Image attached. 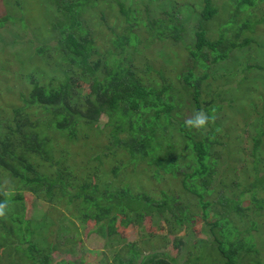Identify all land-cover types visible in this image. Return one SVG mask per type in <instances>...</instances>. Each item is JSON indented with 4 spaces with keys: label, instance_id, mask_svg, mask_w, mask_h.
Masks as SVG:
<instances>
[{
    "label": "rangeland",
    "instance_id": "374dc122",
    "mask_svg": "<svg viewBox=\"0 0 264 264\" xmlns=\"http://www.w3.org/2000/svg\"><path fill=\"white\" fill-rule=\"evenodd\" d=\"M118 1L130 8L134 18L130 26L131 31L137 35V43L131 41L126 46L132 66L137 76L152 84L171 83L177 86L182 82L177 77L182 76L186 68L193 64L187 46L193 42L198 26L202 24L207 29V37L215 40L220 33L219 27L228 26L225 23L228 18L234 19L236 23L246 20L243 11L238 9L237 2L242 0H211L217 8V14L211 21L202 23L203 0ZM253 1L258 3L257 6H245L247 12L252 13L248 19L255 22L261 18L263 22H257L250 31L243 33L244 37L251 40L250 45L236 49L222 62L210 64L206 71L209 78L201 86L204 90V93L203 90L201 92V102H208L217 93V97L220 96L215 100L217 108L211 112L214 122L202 131V136L212 143L210 157L205 160L208 167L206 175L194 174V177H190L197 167L196 159L191 150H182L184 144L178 133L177 121L185 122L195 112V106L192 97L185 90L179 89L176 94V98L179 97L177 104L180 105L181 100L185 104L179 108L174 107L171 112L172 121L161 124V129H158L162 136L161 146L164 148L160 156L166 157L164 167L150 163L157 158V152L137 163L118 149L108 158L100 157V163L93 160L85 165L86 152H82L80 142L111 145L107 138L110 128L106 125L108 121L104 115L100 116L92 130H81L77 143L61 140L56 132H53L54 136L51 134L58 149L64 146L68 148L71 155L66 158L65 166L73 169L76 176L91 172L94 174L93 183L101 185V182H107L113 189L125 188L134 195L146 192L156 200L165 198L168 207L161 217L150 215L138 221L132 219L131 224L122 222L117 228L118 237L108 243V240L95 233L93 221L90 220L93 214L88 213L89 210L84 207L77 205L74 208L63 200L59 204L47 203L30 193L13 190L11 193L15 200L10 208L14 211L22 204L23 210L19 213L25 222L18 225L12 219L9 221L8 224L14 227L15 235L12 238L15 236L18 242L32 231L31 241L38 248L46 252L48 245L55 247L49 253L54 264L59 261L108 264L117 253L124 259L131 258L133 253L140 256L165 253L175 259V264H222L217 251L218 244L213 243L215 235L213 237L209 225L217 219L214 215L216 212L227 211L226 207L220 206L222 200L230 199L235 201L236 209H228L227 217L231 224H226V230L233 231L234 226L236 233L250 234V244L256 251L254 257L264 264V188H260L264 185V180L262 182L260 179H264V136L256 154L259 158L257 166L260 169L261 186H257L254 178L256 156H251L252 140L259 132L264 133V0ZM91 2L94 5L87 6L79 20L88 26L102 56L108 51L117 52L112 41L127 33L125 28L128 24L124 22L113 0ZM6 15L10 16V20H6L0 27L1 124L11 120L13 109L24 106L20 96H26L29 91L30 77L47 86L51 79L58 82L62 68L57 59L59 51L54 45L58 39L56 28L63 16L51 0H0V16ZM149 19L181 24V41H158L151 37L145 29ZM241 41L242 38L237 43ZM42 48L44 51L39 53ZM247 66L253 69L242 72ZM193 72L199 76L204 71L194 68ZM74 89L82 98L90 92L89 85L81 81L75 83ZM32 111L29 109L28 113ZM31 118L34 120L35 116ZM75 150L79 153H74ZM261 150L263 154H259ZM80 164L85 165L84 168L79 169ZM97 164L98 170L95 168ZM44 165L47 167V164ZM115 169L117 172L114 175L112 170ZM183 179L186 182L184 186ZM207 179L210 185L206 191L201 192V184ZM8 185L3 180L2 189L5 190ZM194 192H201L202 200ZM18 193L23 197L18 199ZM252 196L261 203L254 202ZM182 210L188 211L187 220L177 222L176 219H183L186 215L180 213ZM124 219L131 220V217L126 216ZM223 225L224 222H220L217 237H220ZM244 241L248 243L247 239ZM129 249L132 250L127 253ZM8 250L0 248V264L8 263ZM248 261L245 259L241 264H247ZM13 264L27 263L19 261L16 256Z\"/></svg>",
    "mask_w": 264,
    "mask_h": 264
},
{
    "label": "trees",
    "instance_id": "16d2710c",
    "mask_svg": "<svg viewBox=\"0 0 264 264\" xmlns=\"http://www.w3.org/2000/svg\"><path fill=\"white\" fill-rule=\"evenodd\" d=\"M113 1L118 7L119 14L124 17V22L128 24L125 28L127 33L112 41L117 52L108 51L102 56L95 46V38L88 26L79 20L85 8L94 5L92 3L94 1L51 0L63 16L59 26H55L58 30V39L54 45L59 51L57 59L62 65L59 71L61 76L58 82L49 80L47 86L30 77L29 91L26 96H20L24 106L12 110L13 115L8 123H0V202L6 199L8 201L6 218H0V248H9L6 252L7 264H13L16 256L19 261L27 264H54L49 253L55 250V247L48 245L46 252L38 248L31 241L32 231L29 236H22L18 242L15 236L12 238V235H15L14 227L8 224L9 221L12 219L18 225L25 222L19 213L23 210L22 204L14 211L10 208L15 200L11 193L13 190L30 193L47 203L59 204L63 200L74 208L77 205L84 207L89 210L88 213L93 214L90 220L93 221L95 233L108 240V243L118 237L117 228L122 222L131 224L132 219L138 221L150 215L161 217L168 207L165 198L156 200L146 192L134 195L128 193L125 188L113 189L107 182H101V185L93 183L94 174L92 175L91 172H83L80 176H76L73 169L65 166L66 158L71 155L68 148L64 146L58 149L51 134L54 136L53 132H56L61 140L77 143L81 130H92L96 127L100 116L104 115L108 121L106 125L110 128L107 138L111 145L103 142L93 145L80 142L82 152H86L85 165H89L93 160L100 163V157L108 158L118 149L123 150L124 154L129 155V159L136 160L137 163L143 161L149 154L157 152V158L150 163L166 166V157L160 156L164 148L161 146L162 136L158 133V129H161V124H169L172 121L171 112L174 107L179 108L185 104L183 100L180 105L177 104L178 90H185L186 94L192 97L195 111L204 110L211 114L217 108L215 100L220 96L217 97L219 93H215V97L213 96L208 102H201L203 90L201 86L209 78L206 71L210 64L222 62L236 49L249 46L251 40L244 37L243 33L250 31L257 22H263L261 18L255 22L250 21L248 17L252 13L247 12L245 8V6L253 7L258 3H254L253 0L238 1V9L243 11L246 20L236 23L234 19L228 18L225 22L228 26L219 27L220 33L215 40L207 37V29L202 24L198 26L194 32L193 42L187 46L193 64L186 68L182 76L177 77V79L181 78L182 82L177 86H172L171 83L159 85L158 82L153 84L146 82L141 76L136 75L126 48L131 41L137 43V35L131 31L130 26L134 23V18L130 8H126L118 0ZM203 4L201 23L211 21L217 14V8L212 5L211 0H203ZM9 17V15L0 16V27L6 20H10ZM147 21L146 32L156 40L181 41L180 34L183 30L181 24L161 19ZM22 26L25 28L24 25ZM240 38L242 41L237 43ZM43 51L44 48L39 50V53ZM194 68L201 69L204 71L203 74L196 76L193 72ZM252 69L247 66L242 72ZM79 81L87 83L90 87V92L83 98L74 89L75 83ZM202 104L203 109H201ZM29 109H33L30 114ZM32 115L35 116L34 120L31 118ZM177 124L179 136L184 144L182 150H191L196 159L197 167L193 169L194 173L190 174V177H194V174L206 175L208 167L205 160L210 157L209 149L212 143L202 136V131L189 130L182 121H177ZM262 136L264 133L259 132L252 140L251 147V156H256L253 170L257 186H261L264 180L259 176L260 169L257 166L259 158L256 155ZM74 153L79 152L75 150ZM259 154H263L262 150ZM44 164H47V167ZM85 165L80 164L78 167L84 168ZM98 166L99 164L95 167L97 170ZM116 169L112 170L114 175ZM3 180L9 183L5 190L2 189ZM184 180H182L183 186L186 184ZM256 182L253 187L256 186ZM209 185L210 180L207 179L201 184L200 189H203L201 192L206 191ZM260 188H264V185ZM201 192L199 194L194 192L199 200H202ZM21 193L17 194L18 199L23 197ZM252 199L261 203L254 196ZM220 206L226 207L227 211L216 212L214 215L217 219L209 226L213 237L215 235L213 243L218 244L217 251L222 264H241L245 259L249 260L247 264H261L254 257L256 251L250 244L251 235L236 233L234 226H232L233 231L225 228L226 224H231L227 214L228 209H236L235 201L223 199ZM183 210L180 213L186 215L183 219H176L177 222L187 220L188 211ZM126 216L131 217V220L124 219ZM222 221L224 225L220 237H217ZM245 239L248 243L244 241ZM131 250L129 249L127 253ZM55 264L75 263L59 261ZM108 264H175V259L165 253L142 256L133 253L131 258L124 259L117 253Z\"/></svg>",
    "mask_w": 264,
    "mask_h": 264
},
{
    "label": "clouds",
    "instance_id": "9594fccd",
    "mask_svg": "<svg viewBox=\"0 0 264 264\" xmlns=\"http://www.w3.org/2000/svg\"><path fill=\"white\" fill-rule=\"evenodd\" d=\"M213 119L214 117L209 112L198 110L185 120V127L189 130L204 131ZM7 209L8 201L6 199L0 202V218L7 215Z\"/></svg>",
    "mask_w": 264,
    "mask_h": 264
}]
</instances>
